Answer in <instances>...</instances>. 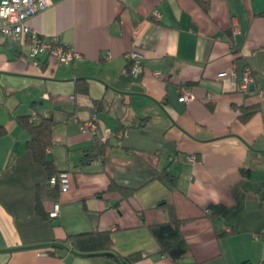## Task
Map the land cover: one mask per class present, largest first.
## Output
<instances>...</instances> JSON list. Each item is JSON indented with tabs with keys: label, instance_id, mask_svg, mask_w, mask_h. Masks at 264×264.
Listing matches in <instances>:
<instances>
[{
	"label": "crops",
	"instance_id": "0c3cea01",
	"mask_svg": "<svg viewBox=\"0 0 264 264\" xmlns=\"http://www.w3.org/2000/svg\"><path fill=\"white\" fill-rule=\"evenodd\" d=\"M29 24L81 57L66 64L43 53L34 63L27 41L0 35V126L7 130L0 136V264H119L69 249L51 253L53 242L92 230L110 231L119 255L140 251L134 264H173L149 230L168 219L160 201L182 220L190 256L178 264H259L264 0H51ZM130 49L139 54L136 75ZM183 90L188 101L179 99ZM37 114L52 115L47 157L70 177L68 191L56 196L17 121ZM92 119L95 132L82 131ZM95 139L109 143L102 162L84 164ZM164 170L174 185L156 177ZM110 183L133 192L125 197ZM54 201L60 210L50 218ZM206 208L218 212L211 218Z\"/></svg>",
	"mask_w": 264,
	"mask_h": 264
},
{
	"label": "trees",
	"instance_id": "16d2710c",
	"mask_svg": "<svg viewBox=\"0 0 264 264\" xmlns=\"http://www.w3.org/2000/svg\"><path fill=\"white\" fill-rule=\"evenodd\" d=\"M205 6V4H203ZM132 62H128V67L131 68ZM83 91L87 93V85L84 82ZM253 111H247L241 115V121H246ZM149 117H144L136 126H143ZM19 125L26 130L29 135L26 141V148L30 150L34 161L42 165L49 172V178L57 175L60 171L55 169V165L51 159L47 157V149L52 144L51 130L54 125L52 115L43 116L37 114L33 119L30 115L17 117ZM6 128L0 126V136L6 133ZM109 146L108 141L95 139L91 146L83 150L82 163L86 164L92 160L103 157ZM159 180H167L171 185L175 184V179L169 175L167 170H164L156 175ZM109 189L118 190L125 197L132 193V189L123 188L113 183L109 184ZM51 194L56 196L60 192L57 186L51 187ZM158 206L166 210L168 219L166 222L153 224L149 226L150 233L159 245L160 252L167 255L173 264H178L180 260L190 256V251L185 238L181 232L182 220L176 215L174 206L166 201H160ZM218 212V210L216 211ZM216 212L211 213L212 218ZM220 235H223L221 233ZM53 250L62 251L69 249L72 252L83 256H105L109 257L119 264H134L142 258V253L136 251L128 255H119L112 242L111 233L108 230H92L87 232H79L68 234L64 240L53 242L51 244ZM259 264H264V259Z\"/></svg>",
	"mask_w": 264,
	"mask_h": 264
},
{
	"label": "built area",
	"instance_id": "2783aa9c",
	"mask_svg": "<svg viewBox=\"0 0 264 264\" xmlns=\"http://www.w3.org/2000/svg\"><path fill=\"white\" fill-rule=\"evenodd\" d=\"M48 1L51 0H0V35L9 37L15 41H27L29 43V55L33 58V62H38V56L46 53L49 57L62 63H70L81 57L80 53L68 45H64L58 41L55 36L49 39L42 38L40 34L34 30L30 24L29 19L35 14L41 12L48 5ZM152 16L156 19L161 17L158 11H152ZM128 62H132L131 72L136 75L140 66L136 63L139 57L138 52L130 49L125 54ZM158 75V73H156ZM251 71L245 70L239 87L245 89L251 78ZM260 94L264 92L260 91ZM192 97L191 93L187 90L182 91L180 96L181 101H188ZM82 131L90 130L95 132V124L93 119L80 126ZM123 133L119 134V137ZM186 159L190 162L196 160V156L193 154L186 155ZM170 160L176 161L175 156L170 157ZM96 164H101L102 157H98L93 160ZM48 183L51 187L57 186L60 193L68 191L70 185V177L67 171H60L57 175H53L48 179ZM60 210V202L54 201L52 204V210L48 215L50 218L58 216ZM211 210L206 208L204 213L210 214Z\"/></svg>",
	"mask_w": 264,
	"mask_h": 264
}]
</instances>
